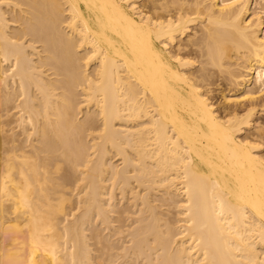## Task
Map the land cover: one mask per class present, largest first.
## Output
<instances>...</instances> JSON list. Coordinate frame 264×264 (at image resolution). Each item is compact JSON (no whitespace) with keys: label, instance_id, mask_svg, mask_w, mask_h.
<instances>
[{"label":"bare ground","instance_id":"6f19581e","mask_svg":"<svg viewBox=\"0 0 264 264\" xmlns=\"http://www.w3.org/2000/svg\"><path fill=\"white\" fill-rule=\"evenodd\" d=\"M0 264H264V0H0Z\"/></svg>","mask_w":264,"mask_h":264},{"label":"rangeland","instance_id":"374dc122","mask_svg":"<svg viewBox=\"0 0 264 264\" xmlns=\"http://www.w3.org/2000/svg\"><path fill=\"white\" fill-rule=\"evenodd\" d=\"M227 91V93L229 92L228 90H226ZM232 93V92H231ZM231 93H229V94H231ZM217 99V98H216ZM215 99V100H216ZM219 102H222L223 103V100L221 101V98L220 99H218V101H217V103H219ZM115 158H116V160H115ZM115 158H114V161H119V159H120V157L119 156H115Z\"/></svg>","mask_w":264,"mask_h":264}]
</instances>
